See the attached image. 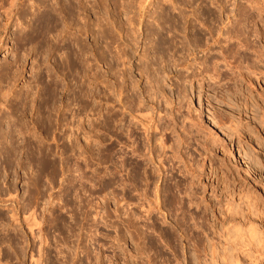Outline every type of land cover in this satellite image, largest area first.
<instances>
[{"label":"rangeland","instance_id":"rangeland-1","mask_svg":"<svg viewBox=\"0 0 264 264\" xmlns=\"http://www.w3.org/2000/svg\"><path fill=\"white\" fill-rule=\"evenodd\" d=\"M13 1L0 0V264H33L43 236L40 264H264V0ZM163 107L203 134L191 163L156 176L133 115ZM155 182L172 187L159 205ZM174 186L191 193L180 210Z\"/></svg>","mask_w":264,"mask_h":264},{"label":"bare ground","instance_id":"bare-ground-1","mask_svg":"<svg viewBox=\"0 0 264 264\" xmlns=\"http://www.w3.org/2000/svg\"><path fill=\"white\" fill-rule=\"evenodd\" d=\"M18 2L17 0H14V5H16V3ZM144 1V0H143ZM144 2H147V1H144ZM143 3V2H142ZM10 15V13H8ZM8 16V15H7ZM6 16V17H7ZM132 23V22H131ZM218 72V71H217ZM213 79H217V77H214V75L212 76ZM237 81H240V78H237V76L235 77L234 79V82L233 85H235L236 87L238 85H236L238 82ZM215 83L217 85H222L220 81H215ZM232 85V84H231ZM230 87V86H229ZM235 87V88H236ZM217 88V87H216ZM229 90L231 88H228ZM238 89V88H237ZM231 91V90H230ZM236 91V90H235ZM7 93V92H6ZM164 108V107H163ZM145 109V108H144ZM161 109V108H160ZM153 110V109H152ZM152 110L150 109H146V110H142V109H138L135 111V114L133 115V119H135L137 122H138V125L140 127V129L143 130V133L145 135V139H146V142L147 144L149 145V148L147 149V152L149 151L151 154H155V175L156 174H161V173H166L168 172L167 169H169V165H172L174 164L175 166V163L177 166H182V165H179V162H183V164H186L187 162L191 163V161H189V158H191L190 156H186V155H190L191 153H189V148L192 146V141H191V138H196L197 140H199V138L197 137H200L199 136V132L203 134V130L200 128V126L198 124H196V122L192 119H189V120H186V121H182V125L180 127V130H177L174 126L171 125V123L173 124V122L169 119L173 118L171 115V112L167 109L164 108L162 110H157L158 111V117L156 118V113L153 112ZM211 112V111H210ZM155 113V115H154ZM171 116V118H170ZM166 117H169V122L171 121V123H167L166 122H162L164 118ZM185 117V116H184ZM183 119H187V117H185ZM189 118V117H188ZM214 118V117H213ZM212 118V119H213ZM167 119V118H166ZM174 120V118L172 119ZM188 121V122H187ZM176 123V122H175ZM174 123V124H175ZM217 124V123H215ZM181 132V133H180ZM213 135V134H212ZM219 135V134H218ZM205 136V135H204ZM220 136V135H219ZM206 138V137H205ZM216 138V137H215ZM202 139V138H201ZM214 139V137H213ZM213 139H210L211 141H214ZM169 140H171L172 142L169 143ZM196 140V141H197ZM210 141V142H211ZM221 141V140H220ZM195 142V141H194ZM193 142V144H194ZM218 143V142H217ZM216 145V143H215ZM224 145V143H223ZM147 147V146H145ZM194 147V146H193ZM196 147V146H195ZM146 149V148H145ZM193 149V148H192ZM197 150V149H196ZM212 151L210 152V157H211V160H213L212 158ZM149 154V153H148ZM194 154V153H193ZM215 154V153H214ZM186 156V157H185ZM192 156V155H191ZM209 157V158H210ZM182 161H179L181 160ZM198 160V158H196ZM201 159V158H200ZM216 159V158H215ZM178 160V162L176 161ZM204 162H205V158L203 159ZM178 163V164H177ZM199 163V162H196V164ZM201 163V162H200ZM203 163V162H202ZM188 165V163L186 164ZM191 165V164H190ZM193 165V164H192ZM173 166V168H174ZM200 166V165H198ZM185 167V166H184ZM191 167V166H190ZM194 167V166H193ZM188 168V167H187ZM203 168V166H202ZM180 169H182V167H180ZM172 170V169H171ZM179 170V169H178ZM174 171V170H173ZM170 172V171H169ZM172 172V171H171ZM170 172V173H171ZM183 173V172H182ZM181 173V175H182ZM168 176L170 175L169 173L167 174ZM157 176V175H156ZM167 177V176H166ZM165 177V178H166ZM175 179V178H174ZM158 180V179H157ZM155 180V181H157ZM169 180V178H168ZM171 180V179H170ZM166 181V180H165ZM173 182V181H172ZM171 182V183H172ZM158 182H155V204L159 205L160 204V192H166L168 193L167 195L171 197V190L170 187H169V184L166 183V185L164 184L162 187H159L157 185ZM165 183V182H164ZM147 185H148V182H147ZM175 185V184H174ZM179 185V184H177ZM172 188V187H171ZM175 189V186L174 188ZM177 190V194H178V197L177 198H172L173 202L175 201L177 204V206L180 205V209L181 206H182V203L183 201L187 200L185 198H190L191 197V193L189 192V189L187 188L186 190H182L179 188V186H176V189ZM191 190V189H190ZM163 195V194H162ZM164 196V200L163 203L165 202V200L167 201V198H165V195ZM167 196V197H168ZM176 196V195H175ZM173 197V196H172ZM193 198V197H192ZM204 198V197H202ZM13 201V202H16L18 201L16 196L15 195H11L10 198H8L6 201ZM170 200V201H172ZM189 200V199H188ZM190 201L193 202V199L192 200H189V203ZM196 200L194 199V202ZM202 201V200H201ZM200 201V202H201ZM198 202V200H197ZM18 203V202H17ZM179 203V205H178ZM181 203V204H180ZM196 203V202H195ZM198 205H199V202H198ZM17 206V205H16ZM163 206V205H161ZM124 207V206H123ZM122 207L123 210H125L124 208ZM157 207V206H156ZM183 207V206H182ZM126 208V206H125ZM19 208H12L11 210V215L10 217L16 221L17 223H20L21 221V211L19 212L18 210ZM105 209V208H104ZM101 210H103L101 208ZM127 210V209H126ZM168 210V209H167ZM184 210V209H183ZM105 211V210H104ZM128 211V210H127ZM175 211V210H174ZM29 209L27 211V213H24L23 215V221L24 223L27 225V228L29 230V232L34 235L35 233V229L38 228L39 226H41V222L40 220L38 219V217L36 216V214L32 211V212H29ZM102 212V211H101ZM106 212V211H105ZM126 212V211H125ZM128 213V212H127ZM125 213V214H127ZM131 215V214H130ZM177 216V215H176ZM182 216V214H181ZM175 217V216H174ZM186 218V217H185ZM103 219V217H102ZM192 219V217H191ZM195 219V218H194ZM178 222V220H177ZM194 222V221H193ZM99 223V222H98ZM181 223V222H180ZM97 224V223H96ZM96 224L95 226L93 225V227L98 228V226L96 227ZM183 224V223H182ZM185 224V223H184ZM182 227V226H181ZM160 228V227H159ZM184 228V227H183ZM40 229V227H39ZM163 230V229H162ZM183 230V229H182ZM181 230V231H182ZM98 231V230H97ZM96 231V232H97ZM184 231V230H183ZM156 232V231H155ZM186 234V233H185ZM190 234V233H189ZM95 235V234H94ZM250 235H251V238L252 239H255L257 237V231H256V228L255 226H252L251 227V230H250ZM39 236V235H38ZM188 236V235H187ZM42 237V236H41ZM44 237V236H43ZM42 237V244L40 243L41 241H39L40 244H38L37 246L39 247L40 245V248H38V253L40 254L39 256H37V258L35 257V253L34 254H31V260L35 263V264H40L41 263V258L42 255V251L44 250L43 249V244L45 245L46 243V239L45 237L43 238ZM159 237V236H158ZM190 237V236H188ZM35 238V237H33ZM39 238V237H37ZM162 238V237H161ZM41 238H39L40 240ZM190 239V238H189ZM37 240V239H35ZM33 242H35L33 240ZM189 242V241H188ZM37 243V242H36ZM44 252V251H43ZM32 253V252H31ZM44 256V255H43ZM93 258V257H92ZM94 259V258H93ZM92 259V260H93ZM43 260V259H42ZM33 263V264H34ZM217 264V263H215Z\"/></svg>","mask_w":264,"mask_h":264}]
</instances>
